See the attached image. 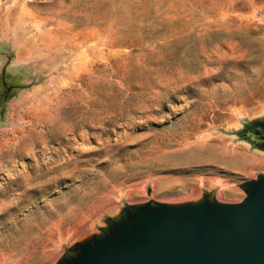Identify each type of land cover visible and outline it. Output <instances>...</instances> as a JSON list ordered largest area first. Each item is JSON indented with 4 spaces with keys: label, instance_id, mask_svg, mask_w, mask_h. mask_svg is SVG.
<instances>
[{
    "label": "rangeland",
    "instance_id": "1",
    "mask_svg": "<svg viewBox=\"0 0 264 264\" xmlns=\"http://www.w3.org/2000/svg\"><path fill=\"white\" fill-rule=\"evenodd\" d=\"M0 264H57L147 202L245 198L264 152V0H0Z\"/></svg>",
    "mask_w": 264,
    "mask_h": 264
},
{
    "label": "water",
    "instance_id": "2",
    "mask_svg": "<svg viewBox=\"0 0 264 264\" xmlns=\"http://www.w3.org/2000/svg\"><path fill=\"white\" fill-rule=\"evenodd\" d=\"M239 137L264 152V119ZM241 188L246 196L236 204L205 195L127 207L57 264H264V175Z\"/></svg>",
    "mask_w": 264,
    "mask_h": 264
},
{
    "label": "flooded vegetation",
    "instance_id": "3",
    "mask_svg": "<svg viewBox=\"0 0 264 264\" xmlns=\"http://www.w3.org/2000/svg\"><path fill=\"white\" fill-rule=\"evenodd\" d=\"M13 86L11 84L5 85V87L0 91V116L12 97Z\"/></svg>",
    "mask_w": 264,
    "mask_h": 264
},
{
    "label": "bare ground",
    "instance_id": "4",
    "mask_svg": "<svg viewBox=\"0 0 264 264\" xmlns=\"http://www.w3.org/2000/svg\"><path fill=\"white\" fill-rule=\"evenodd\" d=\"M249 143V142H248Z\"/></svg>",
    "mask_w": 264,
    "mask_h": 264
}]
</instances>
